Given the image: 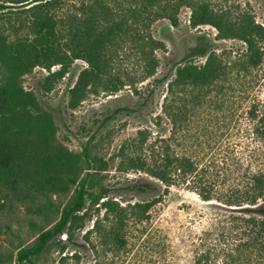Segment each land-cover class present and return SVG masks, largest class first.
<instances>
[{
  "label": "rangeland",
  "instance_id": "rangeland-1",
  "mask_svg": "<svg viewBox=\"0 0 264 264\" xmlns=\"http://www.w3.org/2000/svg\"><path fill=\"white\" fill-rule=\"evenodd\" d=\"M33 1L0 0V27L8 41L28 34L27 9ZM207 1L234 24L246 19L264 28V0ZM190 14L182 6L177 26L166 18L152 23L151 35L164 44L154 50L152 74L145 73L149 61L143 53H108L110 73L124 84L116 91L89 90L77 101L69 90L87 67L84 59L74 60L50 89L44 84L46 68L19 74L0 61V84L31 92L36 99L19 110V121L41 129L52 145L67 151L73 172L63 177L76 181L64 192L31 190L22 198L5 199L0 264H264V246L257 238L264 216L251 211L264 205V191L256 204L246 200L252 177L264 173V30L250 51L239 30L226 29L222 35L209 24L192 26ZM251 53L259 55L256 62ZM209 58L220 68L208 84L174 82L178 66L203 68ZM141 132L147 141L138 147ZM165 146L195 166L188 182L166 192L157 178L126 166L128 157L154 159ZM142 182L152 183L154 190L130 188ZM81 188L83 225H66L39 255L20 260L41 232L55 229ZM161 194L145 219L134 216V204ZM108 199L126 209L122 221L120 212L102 205Z\"/></svg>",
  "mask_w": 264,
  "mask_h": 264
},
{
  "label": "trees",
  "instance_id": "trees-1",
  "mask_svg": "<svg viewBox=\"0 0 264 264\" xmlns=\"http://www.w3.org/2000/svg\"><path fill=\"white\" fill-rule=\"evenodd\" d=\"M21 3L28 0H4ZM28 7V34L8 41L0 27V61L10 67V72L23 74L36 66L46 68L49 74L44 81L50 89V83L62 77L70 64L76 59H84L87 67L78 75L74 86L69 90L70 99L77 101L89 90L102 88L104 91H116L124 84L117 75L110 73L112 57L108 53H143L149 62L145 73L150 75L155 68L154 50L164 44L153 38L150 33L152 23L166 18L173 26L178 25V14L182 6L191 9L192 26L209 24L222 35L226 29L239 30L251 51L254 39L262 35L264 28L249 20L238 24L230 21L228 14L214 9L207 0H34ZM240 28V29H237ZM146 46V47H145ZM207 49L200 48L205 54ZM253 61L259 55L251 53ZM59 68L51 71V67ZM214 59L209 58L203 68L184 64L176 68L174 82L179 84L206 85L211 76L219 70ZM36 99L31 92L23 91L12 85L0 84V211L6 206V200L22 198L29 191L40 193L64 192L68 183H75L73 176L64 179V174L73 172L70 155L60 146L52 145L49 136L39 128L32 130L27 121H19V110L33 106ZM262 119V117L260 118ZM259 119V120H260ZM141 138L135 147L144 146L147 137ZM123 153V151H121ZM121 153V154H122ZM130 169H142L160 180L164 191L171 185L188 182L187 178L195 166L187 156H179L168 146L161 147L154 159L150 156H130L126 159ZM188 186V183H187ZM141 193L154 190L149 182L135 183L130 186ZM264 191V173L252 177L251 189L246 193L247 203L256 204ZM199 194L204 200L210 196ZM162 198V194L145 203L132 206L137 211V219H145V213ZM97 203V202H96ZM84 205V189L81 188L73 205L60 213L59 221L53 231L40 233L38 242L19 254L20 260H28L39 255L47 246L48 240L59 233L66 225L70 229L81 227L84 214H78ZM102 205L114 213H119L120 221L126 209L110 199ZM123 211V212H122ZM251 211L264 216V205ZM257 238L264 246V218L259 220ZM261 224V225H260ZM115 233V239L121 242Z\"/></svg>",
  "mask_w": 264,
  "mask_h": 264
}]
</instances>
